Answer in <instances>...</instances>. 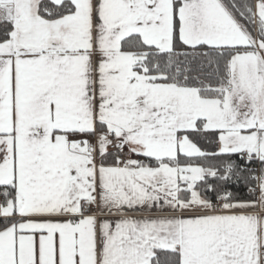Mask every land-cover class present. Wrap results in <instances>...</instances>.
I'll use <instances>...</instances> for the list:
<instances>
[{
    "label": "snow or ice",
    "instance_id": "obj_1",
    "mask_svg": "<svg viewBox=\"0 0 264 264\" xmlns=\"http://www.w3.org/2000/svg\"><path fill=\"white\" fill-rule=\"evenodd\" d=\"M0 264H264V0H0Z\"/></svg>",
    "mask_w": 264,
    "mask_h": 264
},
{
    "label": "trees",
    "instance_id": "obj_2",
    "mask_svg": "<svg viewBox=\"0 0 264 264\" xmlns=\"http://www.w3.org/2000/svg\"><path fill=\"white\" fill-rule=\"evenodd\" d=\"M233 191H237V189L233 188ZM240 191L242 192V191H243V189H240Z\"/></svg>",
    "mask_w": 264,
    "mask_h": 264
}]
</instances>
